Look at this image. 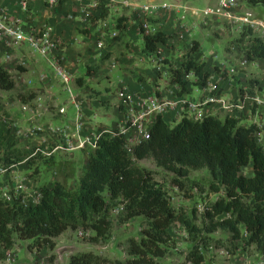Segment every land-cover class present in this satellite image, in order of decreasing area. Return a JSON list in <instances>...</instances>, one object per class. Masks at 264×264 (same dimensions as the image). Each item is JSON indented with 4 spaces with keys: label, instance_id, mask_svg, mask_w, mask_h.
<instances>
[{
    "label": "trees",
    "instance_id": "trees-1",
    "mask_svg": "<svg viewBox=\"0 0 264 264\" xmlns=\"http://www.w3.org/2000/svg\"><path fill=\"white\" fill-rule=\"evenodd\" d=\"M240 1L250 8L264 7V0ZM124 20V17L117 19L115 31L124 32ZM145 20L156 26L155 20ZM237 36L234 43L236 52L242 51L246 63L264 59V41L261 38L251 37L249 32ZM169 40L170 36L158 30L142 36L141 53L146 57L157 56L158 46L167 47ZM198 48L199 42L190 40L178 67H169L167 86L176 88L179 97L186 95L188 86H205L209 77L218 71L217 66L207 69L204 62L196 61L194 55ZM161 63L169 66L167 60ZM14 71L23 73L25 70L17 65ZM81 80L78 78L76 82ZM255 83L250 82L252 86ZM15 85L13 75L0 64V91L12 92ZM256 131L255 123L241 125L240 119L228 115L223 119L206 115L193 120L185 114L172 127L158 115L149 128L148 139L134 145L131 152L135 160L150 159L157 168L174 174L177 179L173 182L179 188L182 187L181 178L190 172L205 170L210 177L208 191L213 194L223 192L224 195L206 206L204 233L220 230L230 236L232 244L243 241L246 246H253L264 264V143H255L253 135ZM4 155L6 159L11 156L10 152ZM32 161L25 162L30 170L33 169ZM15 163L2 165L8 168ZM247 167L251 169L250 176L242 174ZM150 183L149 172L134 166L126 154L124 139L103 136L96 148L88 153L86 168L76 189L69 191L57 182L39 186L36 189L39 201L34 205L21 203L19 198L12 203L0 199V247L7 250L15 240L28 241V250L37 253L46 250L47 264H53L56 238L68 230H84L92 233V241L105 243L112 229L109 212L121 206L123 220L140 217L143 228L140 238L125 242L127 258L120 264H156L165 256L172 242L168 229L173 223H179L190 241L195 242L187 261L203 264L205 255L199 251L200 247L213 245L218 248L219 243L207 244L205 236L200 237V243H197L199 229L192 223L195 210L189 213L192 218L184 212H176L160 190ZM243 199L248 203L242 202ZM223 215L229 217L216 220ZM241 228L247 234L245 240H240ZM109 263L118 264L90 252L72 254L67 262Z\"/></svg>",
    "mask_w": 264,
    "mask_h": 264
},
{
    "label": "crops",
    "instance_id": "crops-1",
    "mask_svg": "<svg viewBox=\"0 0 264 264\" xmlns=\"http://www.w3.org/2000/svg\"><path fill=\"white\" fill-rule=\"evenodd\" d=\"M94 0H67L55 7L45 6L41 1L34 0L29 4L26 11L18 6V0H0V12L6 13L12 20L17 21L24 27L31 30H38L44 27L52 29V36L59 41L56 52L48 58L41 59L35 56L34 52H29L22 48L3 49L0 44V55L10 54L8 61L0 59V64L11 74L15 66L24 68L23 73L13 72L15 80V90L12 92H1L0 99H3L8 93H15L16 100L20 101V107L9 106L7 113L0 108V117L6 115L7 128L0 121V136L6 143L11 140L15 143H23L24 149L30 155L34 148H39L41 154L31 158L34 159L33 169L30 170L25 162L26 158L20 159L15 163L10 171L0 176V190L7 189L14 183L25 182L28 185L26 195L35 192L39 186H50L53 182L61 184L65 189L72 191L75 188L74 178H66L67 174L74 176L72 163L75 161L74 153L79 152L82 157L79 175L85 170L88 153L92 151L88 146L77 148L78 140L75 137L63 138L46 129L49 127L56 129L66 128L70 135L74 134V123L64 122L62 126H54L52 121L66 119V108L59 105V92L56 88L70 90L69 104L76 109V115L80 116L82 129L79 131L81 137L91 136L100 130H114L123 125L126 117L132 112H140L148 105L147 100L154 98L160 101H168L174 104L173 107L166 109L159 116L164 122L171 126L184 116L180 100L200 104L205 98V86L216 84L219 94L229 103L242 106L241 125L251 123L262 124L264 128V75L259 74V65H264V59L257 60L247 65V70L254 73L253 76L259 79L258 84L252 86L249 82L243 83L240 80L237 85L236 79L228 75L223 80L214 72L203 87H187V93L184 97L177 96V89L167 86L169 67L176 68L182 60L183 53L188 46L182 48L175 34H178V27L175 25L176 12L173 10H160L153 15L146 16L155 20L157 30L170 36L167 47L158 46V55L146 57L141 53L142 36L139 33V23L145 18L141 11L136 7L146 2L157 4H191L192 1L216 3V0H116L115 3L105 5L100 2L98 9L91 11L88 18L82 14L76 13L79 10H87L88 5ZM121 1L130 2L135 7L123 8ZM207 6V5H203ZM261 8L260 16L264 17V7ZM74 13L75 19L68 20L67 14ZM124 17V32H118V36L109 39L107 34L115 31V25L118 18ZM207 24H198L191 33L199 32L200 28ZM192 35V34H190ZM181 33L179 38L184 40ZM102 42V50L96 48L98 42ZM200 49L199 48L197 52ZM196 52V53H197ZM194 57L196 61L197 54ZM55 58L61 60L66 74L70 77L67 85L57 78L52 70L50 62ZM167 60L169 66L161 63ZM208 69L209 64L217 66L218 70H225L229 73H237L234 67L229 70L222 65L213 64L211 61H203ZM84 68V72L82 70ZM90 68L89 71H87ZM96 68V70H93ZM51 70V71H47ZM221 75V74H220ZM81 78V82L76 79ZM120 90L126 91L132 97V103L123 107L117 98ZM252 95H248L250 91ZM256 98L259 104L245 100V96ZM72 99V100H71ZM18 101H16L18 103ZM144 105H140L141 103ZM8 106L7 101L4 102ZM201 116L213 115L223 119L226 114L216 106L200 105ZM25 108V110H23ZM64 108L63 114H58V110ZM76 116V117H77ZM75 117V118H76ZM201 117V118H202ZM97 118L104 119L109 125L98 123L93 124ZM1 120V119H0ZM75 120V119H74ZM40 128L43 133H37L31 140L25 139L23 133L30 129ZM125 137V143L134 146L138 137L134 130H129ZM127 138V139H126ZM26 152L24 155H26ZM3 154L0 150V161L3 162ZM78 162V161H77ZM65 163L66 170L60 168V164ZM42 167L50 168V179L46 183H40V169ZM249 168V167H248ZM38 173H37V172ZM250 171V172H249ZM251 175V170H248ZM0 247V254L4 255Z\"/></svg>",
    "mask_w": 264,
    "mask_h": 264
},
{
    "label": "rangeland",
    "instance_id": "rangeland-1",
    "mask_svg": "<svg viewBox=\"0 0 264 264\" xmlns=\"http://www.w3.org/2000/svg\"><path fill=\"white\" fill-rule=\"evenodd\" d=\"M192 3V6L191 4H187V6L201 8L204 7L203 5L211 6L215 4H212L210 1H197L196 3L192 1ZM242 5L246 9H252V11L257 14L261 13V8H250L243 3ZM188 22L189 19H186V23ZM206 24L207 26H203V28H200L199 32L191 33L192 35H190L189 38L185 37L184 40L179 38L180 32L177 31L179 33L174 35L175 39L178 40L182 48H184L185 46H189L190 40L198 41L200 43V49L198 51L199 55L197 53L198 61L200 59L206 62L211 61V63L213 64H218L221 66L223 65L224 68L228 70L232 67L237 69L238 72L235 74L229 73L225 70L216 71V74H219L218 77H221L223 80L227 79L228 75L231 74V77L233 79H236L237 85L239 84L240 80L243 83L256 81L257 83H255V85L258 84L259 79L253 76L254 73H251L246 68L248 63L246 65L241 64V61L243 60V55H241L242 51L238 50L239 53L236 52L237 49L234 45L235 39L238 37L237 34L234 33L229 27H227L225 23L218 22V20L208 19L206 21ZM24 47L26 50L33 53V51L27 46ZM225 48L228 49L227 52L225 51ZM34 54L41 59V56H39L37 53ZM212 66L213 65L209 64L208 68H211ZM248 66L249 68H251L250 65ZM259 70V74L264 75L263 64L259 65ZM13 72L14 70L12 71V75L14 77L15 74ZM83 72L84 68L82 70V73ZM55 91L59 92V105H63L66 108V119L63 121H61V119H56L52 121V123L54 124V126H63L64 122H67L68 124L73 123L77 115L75 107L69 104V92L67 90H62L56 87ZM252 92L254 91L251 90L247 94L252 95ZM16 99L17 98L15 96V93H8L3 99H0V108L4 110V113H7V111L9 113V106L20 107L21 103ZM5 101H7L8 106H5ZM16 101H18V103ZM217 108L219 107L217 106ZM241 111L242 110H238L237 112H235V114L228 112V114H225L230 117L240 119L242 116V113L240 114ZM98 123L109 125V122L104 119L97 118L93 121V124L98 125ZM174 125L175 123H172L170 127ZM124 145L126 154L131 159L132 164L140 169L149 172L151 186L160 190V192L168 199L170 206L176 212H184L185 214H188L190 218H192L189 213L190 211L195 210V214L192 218V223L199 229L196 242L200 243L199 238L205 236V238L208 239L207 244L219 243L217 244L219 246L218 248H215L213 245L208 248L200 247L199 251H202L205 255V261L203 262V264H256L259 261L260 254L256 249H254L253 246H246L243 241H237L232 244L230 242V236L220 230L212 234H207L206 232L204 233L203 227L204 224H207V222L206 220H204L203 214L205 212L206 206H209L211 203H213L217 199V197H223L224 195L223 192H220L219 194H213L208 191L210 177L205 170L193 171L190 172L187 177L183 179L181 178L180 183L182 184V187L179 188L178 185L173 182L175 179H177L174 174L157 168L153 161L150 159L142 161L135 160L131 152L133 146L127 145L125 143V139ZM22 149H24L23 143H15L13 142V140L5 143L0 136V150L2 154L4 155L6 152H10L11 155L8 159H6V156L4 155L3 162L0 161V166H3V163L6 164L20 162V159H22L23 155L26 152V150L22 151ZM27 154L28 153L26 152V156L29 155ZM74 157L75 161L72 163V166L75 170L73 174L74 176H70L69 174H67L66 178H68L67 182L70 180V178H74L76 183L74 189H76L80 177L78 176L80 174V171H78V169L81 168L83 157L79 152H75ZM34 159L36 158H29L27 161H31ZM34 163L35 162L32 161L33 169ZM61 167L63 170H66L65 163L60 164V168ZM248 170L251 169L248 167L243 169L242 174L244 176H247L250 172H248ZM51 171L52 169L50 170V168L47 167H42V169H40V183L48 182V180L50 179ZM242 202L248 203V200L243 199ZM119 207L109 212V221L111 222L112 229L110 232V237L105 243H96L92 241V233L90 231L68 230L54 240L55 250L53 254L55 255V261L53 264H67L70 255L86 252H90L95 256H99L110 261L118 262V264L123 262L127 258L125 242L127 241V239L137 240L138 238H140V232L143 228V220L140 217H135L128 221H124V215L122 214L121 208ZM228 217V215H223L221 217H218L216 220H225ZM244 232V229L241 228L242 237L240 240L246 239V237L243 236ZM168 234L172 242L169 244L165 256L162 259L157 260L156 264H190L187 261V256L192 247L195 245V242L193 243L190 241L187 233L185 232V230H183L182 226L179 223H173V225L168 229ZM28 244H30V242L28 241L21 242L15 240L12 243V246L5 252H3L4 255L1 254L2 259L0 261V264H47L48 252L46 250H43L39 253L30 251L27 249Z\"/></svg>",
    "mask_w": 264,
    "mask_h": 264
},
{
    "label": "built area",
    "instance_id": "built-area-1",
    "mask_svg": "<svg viewBox=\"0 0 264 264\" xmlns=\"http://www.w3.org/2000/svg\"><path fill=\"white\" fill-rule=\"evenodd\" d=\"M34 0H18V6L21 10L26 11L29 4ZM41 1L45 6L55 7L62 2L67 0H38ZM80 1V0H75ZM104 2L106 5H110L116 2V0H94L88 5L87 10H79L76 13L82 14L85 18H88L91 11L98 9L99 3ZM120 6L123 8L135 7L130 4V2L121 1ZM136 7L141 11L142 15L146 16L153 15L160 10H173L176 12L177 16L175 19V25L178 27V31L184 35L189 36L191 30L198 24H205L208 19L218 20V22L225 23L234 33L242 34L243 32H249L251 37L261 38L264 41V17L252 11V9H246L243 7L240 0H216V3L211 6H204L201 8L190 7L187 5L180 4H157L153 2H146L143 5H136ZM66 18L68 20H74V13L67 14ZM145 18L139 23V33L141 36H148L157 31V27L150 25ZM186 19L189 22L186 23ZM109 39H114L118 36L117 31L110 32L107 34ZM0 44L3 49H13L22 48L27 46L34 53H37L42 58H48L52 53L56 52L59 46V41L52 36V29L50 27H44L38 30H31L24 27L17 21L12 20L6 13L0 12ZM98 50H102V42L96 44ZM10 54L0 55V59L3 61H8ZM241 64L246 65V59L243 56ZM54 75L59 78L63 84L67 85L70 82V77L66 74L64 66L59 58H55L50 62ZM69 93L70 90L66 89ZM117 98L120 102V106L127 107L132 103V97L124 90H120L117 93ZM219 94V89L216 84H211L205 86V98L198 105L193 102H188L185 100H180L179 103L182 106L184 114L188 118L193 120L201 119L200 105L202 106H218L221 110H225V113L235 114L238 110H242V106L226 102L223 100ZM72 100V99H71ZM245 100L251 101L253 103L259 104L256 98H250V96H245ZM147 106L140 112H132L128 115L122 126L114 130H100L91 136L81 137L79 131L82 129V121L80 116H77L74 120V134L70 135L68 129H53L47 128L46 131L59 135L58 137L68 138L75 137L78 140L77 148H83L88 146L91 150H94L97 146V142L103 137L108 138L122 137L125 139L127 137L129 130H134L137 134L139 143L142 140L148 139V131L153 123L155 116L162 114L166 109L174 106L173 103L168 101H160L154 98L147 100ZM140 105H144L142 102ZM25 110V108H23ZM65 112L64 108L58 110V114H63ZM227 113V114H228ZM1 123L5 126L7 125L6 115L2 114L0 117ZM43 133L40 128L30 129L23 133L25 139L31 140L36 136L37 133ZM61 135V136H60ZM61 137V140L63 138ZM255 143L261 145L264 143V128L262 124H257V131L253 135ZM136 143V144H137ZM135 144V145H136ZM41 150L37 147L34 148L32 153L26 158L36 156L41 154ZM14 166H9L5 168L0 166V176L6 175L10 169ZM27 183H14L7 189L0 190V199L6 203H12L14 200L20 199L21 203L27 202L31 205L36 204L39 201V195L36 191L31 194L26 195ZM120 208V207H119ZM245 237L247 234L244 232ZM1 261V260H0ZM256 264H262L261 257Z\"/></svg>",
    "mask_w": 264,
    "mask_h": 264
}]
</instances>
